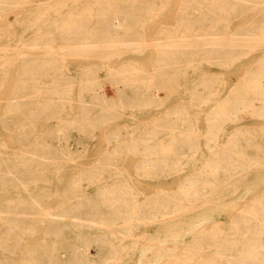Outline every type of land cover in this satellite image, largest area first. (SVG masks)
Listing matches in <instances>:
<instances>
[{"label":"bare ground","instance_id":"obj_1","mask_svg":"<svg viewBox=\"0 0 264 264\" xmlns=\"http://www.w3.org/2000/svg\"><path fill=\"white\" fill-rule=\"evenodd\" d=\"M263 31L264 0H0V264H264ZM108 121L156 190L74 169Z\"/></svg>","mask_w":264,"mask_h":264},{"label":"rangeland","instance_id":"obj_2","mask_svg":"<svg viewBox=\"0 0 264 264\" xmlns=\"http://www.w3.org/2000/svg\"><path fill=\"white\" fill-rule=\"evenodd\" d=\"M15 15L16 14L13 13L12 11H7L5 13L4 17H5V19H8L9 21H14ZM166 22L172 23L173 22V18L168 19ZM161 23H163V22H159L158 20H156V21L154 20V23H152L151 26L147 27V38H148L149 42L152 39V34H153L154 30L157 29L158 26ZM252 36H255V38H258V37L259 38H263L264 37V31H263V33H257V34L252 35ZM253 51H255V52H252L250 54V56H249L251 58L252 62L254 60H258L259 58H262V54H263L262 49L253 50ZM144 56H148V58H146V57L144 58ZM125 58H127V57L125 56ZM140 58L143 59V60H146L147 66L151 67L152 60L154 58V51L153 52L149 51V52L145 53ZM71 62H72V64L75 67H80L82 65L87 64L89 61L83 56H75V58L73 60H71ZM240 73H242V69L238 70L236 72V75L234 76L235 80L239 79L238 76L240 75ZM11 82H12V80L10 79L8 81V84H7L8 88L12 87L11 85H9V83H11ZM105 93L108 94L109 97H112L114 95L113 86L110 85V84H107L105 86ZM160 93L163 96V95H165L164 93H166V91L164 89H160ZM242 117L244 119V121H241L243 124H248V125H251V126H260L258 124L259 121H254L250 114L243 113ZM117 122L118 121H108L107 125L104 128H102L100 130V132L97 133L98 139L86 140L85 143L87 145H89L88 146V150L86 152H83V150H82L81 151L82 153H77L76 154L74 159L79 163V165H75L74 169L78 168V167H81V168L82 167H91L92 164L95 165V164H97V163H99L101 161H116V162H118V161H120L122 159V160H125L126 164H125L124 167H125V170H127L128 175L132 176L134 178V180H137L136 182L134 181V183H137L142 188V190L145 191V193L146 192L147 193L148 192L151 193V191L156 190L157 183L156 182H152L154 180H150L148 178H144V177L140 176L138 170L141 169V168H136L137 167L136 166L137 163L142 161L143 159H146V158L142 157L141 155H137V154H130L128 156H124V155L123 156H116V155H109V153H108L110 145L108 143H106L104 140H102L101 137H103L104 134L107 131H110V130H113L115 128H118L119 126L116 125ZM122 122L127 124V125H124V127L126 129L130 128V126L128 124L134 123V121H122ZM165 122H174V121H165ZM203 122H205V121H203ZM255 124H257V125H255ZM181 128H182L181 131H184V130L187 129L185 127V125H183ZM101 144H102V146H100ZM71 147L75 148L76 147V143H72ZM77 147L81 149L82 148V144H78ZM129 158L132 160L131 162H128L130 160ZM128 163L131 164V165L129 166ZM164 164L165 163H161V165L163 166L162 167L163 169H165V165ZM115 169H117V167H115ZM165 182H167V181H165ZM152 186H155V187H152ZM150 187H152V188H150ZM95 255H96V250H95L94 247H91V257L95 258Z\"/></svg>","mask_w":264,"mask_h":264}]
</instances>
